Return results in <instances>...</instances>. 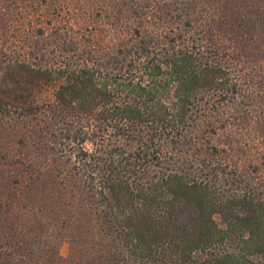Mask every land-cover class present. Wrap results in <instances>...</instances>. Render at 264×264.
<instances>
[{
	"label": "trees",
	"instance_id": "trees-1",
	"mask_svg": "<svg viewBox=\"0 0 264 264\" xmlns=\"http://www.w3.org/2000/svg\"><path fill=\"white\" fill-rule=\"evenodd\" d=\"M43 2L0 0V264H63L71 225L93 264H264V56L219 33L254 9L264 54V0H98L84 32Z\"/></svg>",
	"mask_w": 264,
	"mask_h": 264
},
{
	"label": "rangeland",
	"instance_id": "rangeland-1",
	"mask_svg": "<svg viewBox=\"0 0 264 264\" xmlns=\"http://www.w3.org/2000/svg\"><path fill=\"white\" fill-rule=\"evenodd\" d=\"M100 5L101 4L98 2V0H47V4H44L43 2L41 5L42 8L39 9L41 13L38 14H41L45 20H55V23L57 21V23L60 24L65 23L71 25L77 30H82L84 32L85 29L89 27H98L102 23V18L99 14V11L101 10ZM67 8H69V13L66 10ZM240 12L247 13L249 18L240 24L241 27L237 30V32L230 34L228 29L223 28L224 30L219 33L223 43H225L226 46L235 48L236 51H231H234L236 56L239 55L237 60L241 58V54H244L246 61L253 63L249 65L252 69L253 67L257 66V64L258 67L260 66L259 62L263 60L264 56L262 50L259 49L260 44L257 42L261 23L257 21L259 16L258 12L254 11V9H240ZM7 13L10 15L12 11H6L3 13L4 17L0 22V34H2L3 31H6L8 27L7 25L9 24L10 18H5ZM249 44L252 46L248 49ZM256 45H258L257 49ZM255 141L256 140H250L247 143V140H244V138L241 136L233 135L231 131L221 133L220 135L213 138L214 144L219 145L221 148H228L229 154L233 158L235 165L239 166L240 168H248V166L251 164L261 163V161H259L260 156L258 154L261 149L259 148L260 143ZM263 141L264 140H262L261 144L264 147ZM194 217L195 211H193V209L181 207L180 219H178L177 223L180 225L189 224ZM74 226L75 225H71L66 234L63 233L64 238L60 243L61 245L59 254L62 260H64L63 264H72V260H79V262L81 261L85 264H93L92 261L97 259V257H94V254H92L93 252L89 250L88 246H85L83 240H80L81 242L76 244L72 242V239L74 238H77V240L80 237L84 239L88 238V234H86L84 230L75 226L77 228L76 229Z\"/></svg>",
	"mask_w": 264,
	"mask_h": 264
}]
</instances>
